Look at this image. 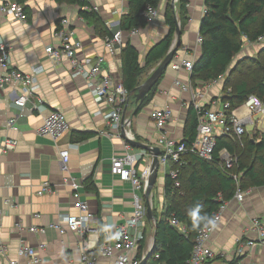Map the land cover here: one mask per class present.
Returning <instances> with one entry per match:
<instances>
[{"label": "crops", "instance_id": "1", "mask_svg": "<svg viewBox=\"0 0 264 264\" xmlns=\"http://www.w3.org/2000/svg\"><path fill=\"white\" fill-rule=\"evenodd\" d=\"M88 1L97 7V12L110 29H119L122 14L117 12H127L126 0ZM172 2L173 0H162L157 20L140 33H124V43L131 40L141 54V62L147 51L168 32L165 10ZM178 2L179 0L175 1V11L178 9ZM24 3L30 12L28 22L13 20L0 14V44H10V59L16 68L29 71L31 66L38 63L45 66V71L39 76L43 103L38 108L32 104L21 108L14 102L13 88L0 89V146L8 137L18 140L15 149L0 154V207L3 208L0 214V241L6 249L5 253L0 252V264H8L9 258H17L20 244L36 246L39 242L47 244L46 249L40 250L45 264H81L85 249H95L109 239L119 225L132 218L135 193L133 184L111 172L113 158L125 153V136L158 147L162 133L179 139L185 137L192 94L176 86L175 79L191 84V74L169 67L151 102L141 111L137 110V102L128 103L124 118L130 120L131 124L125 126V131L122 127L115 129L102 116L95 114L100 107H107L95 101L84 78L74 74L67 60H63L55 68L45 48L49 44L58 45L54 32L61 18H68L76 35L84 43L82 58L104 56L103 66L117 81L122 80L121 49L116 54L108 53L105 38L96 32L92 20L79 14L78 4L68 0H26ZM204 3L205 0L188 1L190 20L182 32V45L174 60H195L199 56L200 44L197 39L205 13ZM197 89L203 92V103L211 107L220 105L216 100L224 94L221 82L211 86H198ZM166 103L172 106L174 118L160 130L149 112ZM55 110L65 112L70 122V129L57 144L38 132L44 118ZM13 116L16 117L15 128L8 126V120ZM263 120L264 116L261 118ZM80 133L89 135L80 141L75 140ZM68 147L70 158L69 170L66 171L60 152ZM131 152L143 154L142 161L153 159L151 151L138 146L132 145ZM70 174L81 181L79 190L94 214L91 228L84 236L74 231L62 235L51 226V223L59 220L60 214L77 212L73 204V189L65 182L66 176ZM88 179H92L91 186L85 183ZM45 181L50 182L52 191L38 194ZM157 182L158 185L152 190V201L153 205L162 208L164 172H161V181ZM145 201L147 203L148 198ZM37 213L40 214L39 217L35 216ZM255 217L264 219V186L248 189L242 202L235 199L228 201L211 241L216 251L226 255L215 256L207 264H264V245L258 241V234L245 231ZM18 222L23 224L24 230L17 229ZM32 225L45 227L46 232H31L28 228ZM148 227L151 226L147 222L143 224V230L148 231L145 252L150 248L154 236L149 234ZM249 240L257 242L256 245L248 246ZM241 245L243 251L239 253L237 250ZM110 261L105 256H99L97 264H110ZM20 262L28 264L25 258H20Z\"/></svg>", "mask_w": 264, "mask_h": 264}, {"label": "built area", "instance_id": "2", "mask_svg": "<svg viewBox=\"0 0 264 264\" xmlns=\"http://www.w3.org/2000/svg\"><path fill=\"white\" fill-rule=\"evenodd\" d=\"M86 8L94 9L97 7L90 4ZM117 12V11H116ZM122 15L124 11H118ZM0 14L12 18L13 20L28 22L29 14L25 10V3L22 0H0ZM147 25L153 24L160 15L159 7L148 6L143 12ZM120 25V22H119ZM141 28H133L130 33L138 34ZM54 37L58 40V45L49 44L45 50L49 58L54 62V67L58 68L63 60L70 63L75 75L84 78L86 85L94 97L95 101L100 105L105 104L107 109L100 107L95 114L102 116L112 127L119 129L123 123L124 128L130 125V120L124 117L126 106L130 103L131 95L124 86L122 80L117 81L111 72L103 66L105 57L98 55L95 58H82L84 50L83 41L76 35L74 28L71 27V22L68 18H61L58 28L54 32ZM245 46L252 44L264 45V33L260 35L256 41H249L245 35ZM198 43L202 42V37L198 36ZM105 48L109 54H116L124 45V31L118 29L112 31L104 39ZM175 59V57H174ZM170 64V68L175 71L185 70L192 73L194 60H174ZM168 67V68H169ZM45 66L42 63L31 66L29 71H23L12 65L10 59V44L3 42L0 44V89L7 87L13 88L14 102L17 106L25 108L32 104L36 108L43 103V98L40 94L41 84L39 76L45 71ZM223 77L212 80L206 84L211 86L219 84ZM175 85L180 86L184 91H190L192 94V104L197 110L199 124L195 139L188 143L183 139H179L166 133H162L159 137L158 144L161 149L159 158V172H168L170 162L175 164L181 163L183 158L188 154H196L201 158L212 161L215 158L217 137L221 134H236L243 135L249 125H255L261 121L260 118L255 119L256 113L264 114V98L252 94L245 103L234 109L232 113L227 114L230 103L224 101L222 97L218 98L220 105L217 107H209L206 109V103L201 100L203 92L195 88L192 83H183L180 79H175ZM216 103V102H215ZM214 103V104H215ZM149 116L155 121L158 129L163 130L166 125L173 120L174 111L169 103L163 107L150 110ZM16 117L13 116L8 120V126L15 128ZM70 129V122L65 112L55 110L50 112L43 121V124L38 129L42 136L50 137L54 142H57ZM125 131V129H124ZM121 135V134H120ZM133 138V137H131ZM18 145V140L8 137L0 146V154H5ZM132 144L125 140V153L122 156L114 157L111 164V172L119 175L123 180H129L135 189L134 193V211L132 218L122 223L111 234L110 238L99 244L95 249H85L82 253L81 264H97L99 256L109 258L110 264H140L146 256L148 250L139 257L140 241L144 237L143 224L147 220L148 204L154 207L152 195L146 203V189L148 178L151 174L152 160H144L143 154L131 152ZM64 160V169L69 170L68 161L70 158V149L64 148L60 152ZM235 156L227 149L220 152V161L225 169H230L235 163ZM140 163V166H137ZM169 174L177 179L178 170L172 169ZM65 182L73 189V204L76 213L60 214L59 220L51 223L60 234L64 235L68 231H74L80 235H85L91 228L94 214L90 210V205L79 190L82 185L78 178L67 175ZM179 185V181L176 180ZM52 187L49 181H45L38 194L51 192ZM248 189L245 190L238 186L234 195L235 200L242 202L245 200V195ZM228 206V201L221 204L219 210L215 213L212 220L203 226L196 238L195 247L191 253L187 264H207L208 261L215 256H225L224 252L216 251L212 244V237L216 232L219 223L223 217V213ZM3 208L0 207V214ZM39 217L40 214H35ZM170 224L177 227L183 233L187 231L186 225L176 217L170 219ZM18 230H24L21 222L16 224ZM31 232L44 234L45 227L32 225L28 228ZM245 231H254L258 234V241L264 245V219L259 217L252 218L250 223L245 228ZM257 242L249 240L248 246H254ZM243 245L239 247L237 252L243 251ZM46 242H39L38 245L22 243L18 248V257L9 258L8 264H21L20 258H25L28 264H45L40 250L46 249ZM0 252L5 253L4 244L0 241ZM156 257H159L157 254Z\"/></svg>", "mask_w": 264, "mask_h": 264}, {"label": "trees", "instance_id": "3", "mask_svg": "<svg viewBox=\"0 0 264 264\" xmlns=\"http://www.w3.org/2000/svg\"><path fill=\"white\" fill-rule=\"evenodd\" d=\"M68 1L79 5V14L93 21L99 36L105 38L112 34L113 30L102 20L99 13L92 8H86L91 6L88 0ZM126 1L128 10L121 16L119 25L124 33L136 27L144 29L147 23L143 12L148 6L159 7L162 2ZM188 1L179 0L177 11L168 4L165 10L168 32L147 51L143 62L138 48L131 40L122 46V82L131 95L130 102H135L137 87L143 83L142 78L146 71L154 65L157 66L169 52L176 37L178 22L182 32L188 24ZM204 4L205 13L199 34L202 42L199 56L194 60L191 82L197 88L223 77L222 98L230 103L227 111L230 115L234 109L243 105L250 95L264 98V45L259 55L242 57L232 67L235 57L245 46V35L249 41L254 42L264 33V0H205ZM25 10L30 13L27 5ZM163 76L164 74L161 78ZM161 78L145 99L136 104L138 111L154 98ZM205 107L209 109L210 105ZM198 124V113L192 104L184 131V141L190 143L195 139ZM87 135L89 134L80 133L75 140L85 139ZM223 149L237 156L230 169H225L220 161V152ZM137 166H140V163ZM172 169L178 170L177 179L169 174ZM91 180L88 179L85 183L91 186ZM238 186L245 190L264 186V130L258 127V123L241 136L234 133L219 135L215 158L212 161L196 154H188L179 164L170 162L168 172L165 173L162 208L155 205L153 207L157 222L155 224L146 220L157 237L155 250L146 264H187L200 229L212 220L222 203L234 198ZM172 217L186 225L185 233L170 224ZM147 232L144 230V237L140 241L139 257L146 250ZM157 254L159 257H156Z\"/></svg>", "mask_w": 264, "mask_h": 264}, {"label": "water", "instance_id": "4", "mask_svg": "<svg viewBox=\"0 0 264 264\" xmlns=\"http://www.w3.org/2000/svg\"><path fill=\"white\" fill-rule=\"evenodd\" d=\"M175 1L173 0L172 6L175 7ZM182 31L180 28V23L178 22V27H177V32H176V37L172 43V46L167 53V55L158 63V65L153 69L152 73L150 76L141 84L137 87V93L135 96V102H140L143 101L146 97V95L150 92L152 87L157 83V81L161 78V76L165 73V71L168 69L170 64L172 63L181 43H182ZM160 41V40H159ZM158 41V42H159ZM156 42V43H158ZM155 43V44H156ZM124 119V117H123ZM122 130H124V125L122 123L121 125ZM125 138L134 146H138L141 148H144L146 150H149L153 153V159H152V164H151V174L148 178V185L146 189V197L149 198L152 194V190L156 185L158 175H159V158L158 156L161 154V149L158 146H150L148 144H143L133 138H128L125 136ZM147 219L149 221L157 222V218L155 217L154 210L150 204H148L147 208ZM156 242H157V237L156 233H154L152 244L146 254V256L142 259L140 264H146L147 260L151 257L153 254L155 247H156Z\"/></svg>", "mask_w": 264, "mask_h": 264}, {"label": "rangeland", "instance_id": "5", "mask_svg": "<svg viewBox=\"0 0 264 264\" xmlns=\"http://www.w3.org/2000/svg\"><path fill=\"white\" fill-rule=\"evenodd\" d=\"M261 50H262V45H259V44H252V45H248V46H246V47H244L243 48V50H242V52L240 53V54H238L236 57H235V59H234V61H233V64H232V67H234L235 65H236V62L240 59V58H242V57H248V56H257V55H259V53L261 52ZM156 67V65H154V66H152V67H150L147 71H146V73L144 74V76H143V78H142V81L144 82L149 76H150V74L152 73V71H153V69ZM223 80H221V84H222V86H223ZM220 83V82H219ZM264 116V114L262 113V112H260V113H256L255 115H254V118L255 119H257V118H262ZM254 126L253 125H249L248 126V130H251L252 128H253ZM258 127L260 128V129H262V130H264V120L263 121H260L259 123H258ZM235 158H237V156L235 157ZM161 181V172H159V177H158V182H160ZM157 182V183H158ZM156 185H158V184H156ZM156 195H157V193H156ZM163 200H164V197H163ZM161 202V201H160ZM163 202V201H162ZM162 206V205H161ZM151 226V225H150ZM152 227V226H151ZM149 228L148 227V229H149V234L150 235H152L153 234V230H152V228ZM154 228V227H153Z\"/></svg>", "mask_w": 264, "mask_h": 264}]
</instances>
